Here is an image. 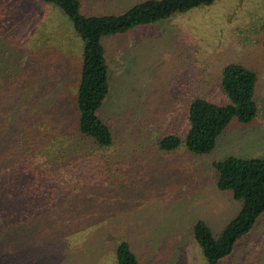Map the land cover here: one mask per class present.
Segmentation results:
<instances>
[{"label":"rangeland","instance_id":"374dc122","mask_svg":"<svg viewBox=\"0 0 264 264\" xmlns=\"http://www.w3.org/2000/svg\"><path fill=\"white\" fill-rule=\"evenodd\" d=\"M138 1L79 0L85 14ZM101 44L108 93L97 115L112 141L85 158L78 198L82 40L54 5L0 0V264H115L120 240L138 264H204L193 223L218 235L239 208L211 162L264 158V0H213ZM231 63L255 72L253 121L232 119L206 154L160 150L163 136L185 132L190 99L228 102L218 81ZM218 264H264V211Z\"/></svg>","mask_w":264,"mask_h":264},{"label":"trees","instance_id":"16d2710c","mask_svg":"<svg viewBox=\"0 0 264 264\" xmlns=\"http://www.w3.org/2000/svg\"><path fill=\"white\" fill-rule=\"evenodd\" d=\"M39 1L58 7L82 40L79 77L73 99L75 149L71 151L82 176L76 185L79 198L82 188L88 184L85 180L88 173L85 172L90 171L85 158L94 155L98 149L107 148L112 141L110 127L97 115L108 93V68L101 38L123 34L135 26L152 24L173 13L208 5L213 0H140L119 13L91 14L81 12L79 0ZM218 84L228 102L217 104L198 96L190 99L185 132L163 136L158 142L160 150L169 153L182 147L189 154H206L214 148L218 136L232 119L244 124L253 121L256 116L254 70L241 63L227 64L220 71ZM211 167L216 173V188L228 191L239 202V208L218 235H213L203 221L193 223L192 239L204 257V264H218L264 211V158L227 156L212 161ZM77 207H82L80 202ZM114 254L115 264H138L125 240L117 243Z\"/></svg>","mask_w":264,"mask_h":264},{"label":"crops","instance_id":"0c3cea01","mask_svg":"<svg viewBox=\"0 0 264 264\" xmlns=\"http://www.w3.org/2000/svg\"><path fill=\"white\" fill-rule=\"evenodd\" d=\"M196 244V243H195ZM197 246V245H196ZM198 247V246H197ZM199 249V248H198ZM200 251V250H199Z\"/></svg>","mask_w":264,"mask_h":264}]
</instances>
